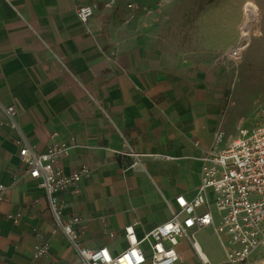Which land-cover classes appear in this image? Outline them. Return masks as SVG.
Instances as JSON below:
<instances>
[{
	"label": "crops",
	"instance_id": "crops-1",
	"mask_svg": "<svg viewBox=\"0 0 264 264\" xmlns=\"http://www.w3.org/2000/svg\"><path fill=\"white\" fill-rule=\"evenodd\" d=\"M106 1L0 0V264L78 262L21 146L68 147L55 166L67 176L89 172L59 193L63 221L78 217L81 245L116 254L127 247L126 225L142 237L171 217L176 196L195 195L218 124L234 134L237 119L232 132L224 127L218 66H189L137 41L126 5ZM82 3L93 8L87 27L76 16ZM207 230L216 249L199 239ZM195 237L206 260L228 264L226 234L205 227ZM177 250L175 264H203L187 240ZM247 264H264V248Z\"/></svg>",
	"mask_w": 264,
	"mask_h": 264
},
{
	"label": "built area",
	"instance_id": "built-area-1",
	"mask_svg": "<svg viewBox=\"0 0 264 264\" xmlns=\"http://www.w3.org/2000/svg\"><path fill=\"white\" fill-rule=\"evenodd\" d=\"M76 16L87 27L93 16L92 6L78 5ZM243 48V41H239L225 55L236 61ZM6 112L11 126H16L14 107L6 108ZM67 151L65 144H53L44 153H34L23 145L19 158L28 165L27 173L43 188L54 221L62 227L69 243L77 247V264H144L148 259L150 264H175L181 239L189 242L203 264H211L202 257L195 237V231L205 227H211L218 238L223 234L228 236L224 247L228 264H247L254 252L264 248V122L246 123L239 117L232 135L227 134L219 123L201 158L200 181L195 195L191 199L176 196L171 217L142 237H137L133 224L126 225L127 247L116 254L106 246L81 245L74 229L78 217L63 221L59 193L89 172L83 169L63 175L55 163ZM4 188L0 184V191ZM210 205L216 213L210 210ZM200 207H204L201 212L198 211ZM35 251L43 254L45 248L36 246Z\"/></svg>",
	"mask_w": 264,
	"mask_h": 264
},
{
	"label": "rangeland",
	"instance_id": "rangeland-1",
	"mask_svg": "<svg viewBox=\"0 0 264 264\" xmlns=\"http://www.w3.org/2000/svg\"><path fill=\"white\" fill-rule=\"evenodd\" d=\"M184 1L210 12L192 17L181 0H114L110 4L126 5V25L137 41L174 54L189 66H218L227 130L233 131L239 117L246 123L264 122V0ZM248 1L256 5L257 15L244 36L241 27ZM239 41L244 44L243 54L255 58L258 64L242 65L225 55ZM199 239L213 248L218 243L208 230Z\"/></svg>",
	"mask_w": 264,
	"mask_h": 264
},
{
	"label": "bare ground",
	"instance_id": "bare-ground-1",
	"mask_svg": "<svg viewBox=\"0 0 264 264\" xmlns=\"http://www.w3.org/2000/svg\"><path fill=\"white\" fill-rule=\"evenodd\" d=\"M181 3L183 4V6H185V10L187 11L188 15H191L192 17L198 18L200 15H208L209 14V10L204 7V6H199L197 4H187L184 0H181ZM244 12L246 15V20L244 21V23L242 24L241 30H242V34L244 36L247 35V33L250 30V26L253 22V20L256 18L257 15V7L253 2H246L245 6H244ZM236 62H238L239 64L242 65H247V64H258V61L253 58L250 55L247 54H243L241 57H239L238 59H236ZM197 247L200 249L201 251V255L203 256V258H209L208 255L204 252V249L202 248V246L200 245V243H197Z\"/></svg>",
	"mask_w": 264,
	"mask_h": 264
}]
</instances>
